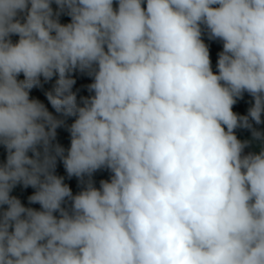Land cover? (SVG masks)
<instances>
[{
	"label": "clouds",
	"instance_id": "obj_1",
	"mask_svg": "<svg viewBox=\"0 0 264 264\" xmlns=\"http://www.w3.org/2000/svg\"><path fill=\"white\" fill-rule=\"evenodd\" d=\"M116 3L0 0V264H264V0ZM202 26L223 43L215 74ZM74 71L93 78L83 106ZM54 76L49 103L76 117L67 155L52 143L64 121L29 96Z\"/></svg>",
	"mask_w": 264,
	"mask_h": 264
},
{
	"label": "trees",
	"instance_id": "obj_2",
	"mask_svg": "<svg viewBox=\"0 0 264 264\" xmlns=\"http://www.w3.org/2000/svg\"><path fill=\"white\" fill-rule=\"evenodd\" d=\"M51 7L53 9V12L55 13L57 11V5L53 2L51 4ZM113 7L114 9L117 7L116 0H113ZM142 7H146V0H142ZM59 23L61 24H68L71 22V17L68 16L65 13H61L58 17ZM21 22H23V19L21 18ZM203 42L207 45L208 50H209V57L211 61V70L213 73H217V67H216V62L218 59V53L222 51L223 48V43L219 39H209L208 33L206 28H203L202 26V36H201ZM19 37L16 35L11 36V40L13 43H16L18 41ZM71 78L74 79L75 83L72 86V92L75 93L76 95V101L78 106H83L82 104V98H87L89 96L94 95L93 92H90L88 90V85L93 82V78L88 76L86 73H82L80 71H74L73 73L70 74ZM18 79L22 80L23 79V74H20L18 76ZM57 77L54 76L51 80L45 82L43 80V77H41V86L40 87H34L30 93V99H35L38 100L40 103H42L45 108L57 119H61L64 121V124L61 127H58L56 129V136L55 139L52 141L54 145L58 144L62 148L65 149V155H67V150L70 147V142H71V137L70 133L68 132V127L74 122L75 116L71 117H64L60 113H57L55 109L51 106L49 103L46 93L49 91H52L55 81ZM253 104V98L247 93L244 92L242 94V97L237 99V102L233 105L232 111L236 113L238 116H244L247 115L248 109L252 106ZM262 122L260 124H255L253 123V128L256 130L264 133V113H262L261 116ZM235 135L237 136L238 139L241 141L244 140H251V130L245 129V128H237L234 130ZM259 142H254L252 143L249 147L245 148V152H259V147H258ZM42 151V150H41ZM28 155L31 157L32 153L29 152ZM7 158V151L4 148L3 145H0V165L6 162ZM55 175L63 177V182L69 186V188L72 191L73 195H76L79 193L83 187L84 184L81 183V181L75 177H69L68 174L65 171L63 162L60 160L59 157H57L56 160V167H55ZM112 174L110 173L109 170L107 169H100L94 172L91 176V180L96 188H99L98 184H100V181L105 178V180H109L110 176ZM88 177H84V180L86 181ZM35 192V189L31 187H24L21 184H17L11 191L10 195L19 199L21 204L26 207V208H32L34 210L40 211L41 206L38 203H30L29 202V197ZM6 205L0 206V212H2L4 209H6ZM62 207H65L67 209H70L71 207V201L66 200L64 204H62ZM57 217L59 216V213H54ZM11 231V229H10Z\"/></svg>",
	"mask_w": 264,
	"mask_h": 264
}]
</instances>
